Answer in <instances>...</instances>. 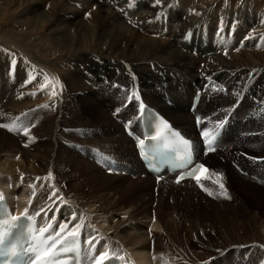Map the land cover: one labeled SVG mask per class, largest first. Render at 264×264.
I'll return each mask as SVG.
<instances>
[{
	"label": "bare ground",
	"instance_id": "6f19581e",
	"mask_svg": "<svg viewBox=\"0 0 264 264\" xmlns=\"http://www.w3.org/2000/svg\"><path fill=\"white\" fill-rule=\"evenodd\" d=\"M25 1L28 9L18 23L34 32L26 43L5 39L0 44L43 89L21 91L20 103L6 104L0 115V197H7L17 214L42 216V228L55 239L51 244L75 234L83 238L84 254L96 249L99 261L121 247L128 264H218L217 259L221 264H261V247L255 243L264 238L253 243L246 238L223 241L207 234V222L192 205H182L177 212L164 205L167 190L171 197L182 192L183 200L200 191L233 210L241 208V198L226 188L227 174L220 176L216 169L231 163L241 177L232 181L240 186L242 178L253 181L242 173L241 164L234 163V151L250 155L254 163L264 160V154H251L264 153L262 139L244 140L232 130L241 116L264 127V0ZM85 11L88 18L82 15ZM44 24L46 32L39 33ZM173 70L184 76L172 77ZM185 77L192 80L191 98L197 89L203 95L195 108L191 104L188 111L170 113L174 103L186 106L179 96L175 102L168 98L170 93L175 97L171 91L176 85L184 86L180 79ZM82 90L89 93L78 98ZM157 92L169 99L163 108ZM49 96L46 104H36L37 98ZM221 101V112L217 109L214 117L204 118L211 114L206 111L209 106ZM4 104L0 101V108ZM84 107L89 110L82 111ZM69 111L78 116L66 118L64 112ZM153 114L163 115L190 138L196 137L197 125L210 132L215 124L207 121L210 117L228 119L216 143L217 147L230 138L233 144L227 150L204 155L198 139L193 141L197 156L207 161L198 184L205 190L192 180L177 186L176 174H166L167 180L158 184L145 169L125 123L132 118L130 128L141 131L142 117L147 122ZM93 116L100 125H88ZM113 152L128 158L120 159L117 167L130 170L118 173L110 165ZM126 171L145 174L146 180L133 182ZM150 181L160 188L157 197ZM182 184L186 188L178 191ZM198 196L191 198L198 202ZM195 237L217 248V256L190 243Z\"/></svg>",
	"mask_w": 264,
	"mask_h": 264
},
{
	"label": "rangeland",
	"instance_id": "374dc122",
	"mask_svg": "<svg viewBox=\"0 0 264 264\" xmlns=\"http://www.w3.org/2000/svg\"><path fill=\"white\" fill-rule=\"evenodd\" d=\"M0 1H1L0 2V11H3L0 15V37H1L0 43L2 45H4L5 43H3V42H5V39L8 41L10 40V42L26 43L28 40L27 36H29L31 34V32H34V30L32 28L29 30L27 28V26L21 27L18 23V18H19V15L21 14V12L28 9V8H26L28 6V2L25 0H0ZM60 1H63V0H60ZM83 1L84 0H78V1L75 0L76 3H80ZM91 1L94 2L97 0H91ZM86 12L87 11L82 13V15L85 16V18H88L89 16L86 17V15H85ZM46 28H47V24H44V26L40 29L39 33H45ZM15 34H17V35L14 37ZM26 34H28V35H26ZM240 36L241 35L239 34L238 37H240ZM1 44H0V76H1V79H0V101L5 102V104L2 106V108H0V115H2V113H4L3 109H4L6 104L11 103V102L12 103H20L21 91L23 92V91L30 90V91L40 92L43 89V86L37 84L35 81H32L28 76H26V74L23 72L22 67L19 65V63L17 61H15L7 53L8 48L2 46ZM57 61H58V59L55 60V62H57ZM13 62H15V63H13ZM51 62H53V61H51ZM170 73H171V76L174 78L180 77L183 75L182 73L180 74V73L176 72L175 70H173ZM148 79H151V78L149 77ZM180 80L184 84V86L176 85V87L171 91L174 93L175 97L170 93L169 95H171L172 97H168V98H170L171 100H173V98H175L174 102L177 99L181 98V100H183V102H187V103H186V106L184 108L182 105L178 108L177 104L175 105V103H174V106H173L174 109H170L171 110L170 113L173 111L174 114H178L180 111H184V109H185V111H188L190 105L192 104L191 101L193 100V98H191V97H192V92L194 90L190 89L191 85H189L190 84L189 82L192 81L191 78L185 77V78H181ZM164 84L168 85L167 83H164ZM178 86H180V87H178ZM202 89L204 90V88H202ZM179 90L181 91V93ZM183 90H185V91L187 90L184 95H182ZM197 90H196V92H197ZM77 92H79V91H77ZM88 93H89V90H82L77 94V97L81 98L82 96H84V94H88ZM157 93H159V92H157ZM179 93H180V95H179ZM195 93H194V95H195ZM194 95H193V97H194ZM178 96H179V98H177ZM50 100H51V96L46 97L45 99L37 98L36 104H38L39 106H42ZM207 100H208V97H207ZM78 101L80 102V104L91 106V104H89L87 102L83 103L81 100H78ZM158 101H160V103H162V106L160 108H163V106H164L163 104H168L169 99L166 98L164 100V97L160 94ZM94 102H95V100H94ZM141 102L142 101H139V103H141ZM145 104H147V103H145ZM154 104L156 105V107L158 106L157 102H154ZM224 105H225L224 101L210 105L206 111H210L211 114H207L204 118H206L208 116L214 117L216 112H217V109H219V112H221V109L224 107ZM143 106H145V105L143 104ZM140 107L138 106V109H137V111H135V114H139L138 112L140 110ZM171 107L172 106H170L169 108H171ZM84 110H89V108L84 107L82 109V111H84ZM70 112L71 111L64 112L65 117L67 115H71L75 118H76V116H78V115L72 114V112L71 113ZM67 113H69V114H67ZM165 115L169 117V115H167V114H165ZM128 116L129 115L126 114L123 117H125V119H128ZM112 117H114V115ZM171 117L176 119L177 115L174 117L171 115ZM181 118H188L189 119V115L186 113H181ZM174 119H171V120L169 119V120L174 123L175 122ZM222 119L223 118L215 120L214 118L211 119V117H210L207 121H209V122L215 121V124L213 127H216V126H218L219 123H222ZM131 120H133V119L131 118ZM69 121L76 122V120H69ZM184 122L186 123L187 121H184ZM237 122L238 123L232 128L233 134L236 137L242 138L244 140L245 139H253V138L257 139V137H258L259 139H262V141L264 143V135L259 136V134L262 131H264V127H262L261 124L256 125L255 121H253V120L247 121L246 117L244 118L243 116L237 117ZM100 124L101 123L93 116V117H91V121L88 125H91V126L97 125L98 126ZM174 124L176 125V123H174ZM176 126H178V125H176ZM72 127H74V126L72 125ZM83 127H74V128L82 129ZM86 127H88V126H86ZM194 129L197 131V135H196V137L192 136L193 141L198 139V141L200 143L201 138L204 135H206L207 133L205 130L201 129L200 125L199 126L197 125V127H194ZM182 130H183V128H182ZM211 130H213V129H211ZM232 144H233V142L230 140V138H227L225 143L224 142L219 143V145L216 147L217 148V150H216L217 155L221 151L227 150L228 148H230L232 146ZM260 149H262V147ZM262 151H264V150H262ZM234 153H237V154H234ZM234 153H233L234 163L241 164L242 173L243 174L245 173L244 175H246L249 179L252 178L253 182H249V181L242 178V180H244L243 184L240 186L236 185L232 181V179L236 178V176H238V177H240V176L234 171V168L231 165V163H229V165L222 163L224 165L223 168H220V169L217 168L216 170H217V172H219L220 176H222L225 173L227 174L226 176L229 178V181L226 183V188L228 190H230L232 194H235L239 198H241V204L239 205L241 207L240 209L233 210L229 206L219 204L215 200V198H218V197H213V196L208 194L209 196H211L209 199V197L206 198L204 196V193H202L200 191L197 192V190H195V192H197V193H195L191 196L199 195L198 197L201 200L199 199L198 202H196L197 199H195L196 201L192 200L191 196L190 197L186 196V199L183 200V198H182L183 195L181 196L182 192L181 193L178 192L177 194H175L174 196L171 197L170 196L171 191L167 190L166 191L167 201L165 202L166 205H164V207L166 206L165 208L168 210L174 209L175 211L176 210L178 211L182 205H184L185 207H188V205H192L190 208L193 210L196 209L198 217L201 220L207 222L206 224L209 227L207 234H209L210 236H217L223 241H227V240L232 241V240H236V239L244 240L245 238H246V242H251V243H253V239H255L257 241H261V238H264V160L262 162L259 161V162L254 163V161H253L254 158H252L250 155H247V157H243V156H239L240 153L238 151H234ZM251 154L257 155V157H259L260 155H262L264 153H262V152L257 153V151H251ZM108 157H114V159H112V161H110V165L113 168L116 167L114 169H116V171L118 173L124 172L125 170H130V168H131L130 166L127 167L128 169L125 168L124 166L123 167H120V166L117 167L116 164L118 163V161L120 159L125 158L120 153L113 152V154H110V156H108ZM200 157L201 156L198 155V158H200ZM125 159H128V158H125ZM76 160H78V159H76ZM201 160L204 163H207L206 158H204V156L201 157ZM78 161H80V160H78ZM114 161H115V163H114ZM120 162H122V161L120 160ZM212 169L214 171V167H212ZM126 172L129 174V177H126V178H129L133 182H137L139 180H146V177L144 176L145 174L140 175V173L133 172V171H126ZM209 175L211 176V173H209L207 175V178L210 177ZM168 178H169L168 180L171 181L173 179V176L168 177ZM154 179L159 184V183L167 180V177H165V179L162 181L157 180L156 178H154ZM204 182H206V180H203V183ZM150 183H151V187H152L151 189L154 190L155 196L157 197L159 195L160 188H158V187L154 188V183L152 181H150ZM196 183H197V186L201 188V190L206 189L205 187H203V185H198L201 182H196ZM175 184L177 186L180 185L177 182ZM223 185H225V184L223 183ZM194 186L195 185H193V184L189 185V187H194ZM177 188H179V189H177L178 191H181L182 189L186 188V186H184L182 184V186L177 187ZM226 188H224L225 192H226ZM227 193H229V192L227 191ZM225 196L226 195H223L220 197H225ZM120 218H122V217H120ZM148 220L149 219H147L145 221H148ZM150 228H152V227H150ZM216 229H222V231L217 233ZM150 230H152V229H150ZM140 233L143 234L144 229L141 230ZM219 238H216V240H219ZM189 241H190V243L194 244L195 246L201 247L206 252H209V253L212 252L213 255L217 256V254H215L217 252V248L213 249V248H210L209 245H207V244L205 245L204 239L200 240V239H197L195 237L193 239L192 238L189 239ZM216 243H217V241L214 242V244H216ZM255 244L257 246L261 247V264H264V240H262L260 243H255ZM244 245H246V244H244ZM114 250H119V251H115V253L123 254L122 253L123 250L121 249V247H117ZM250 251H251V249L248 250V252H250ZM199 257H201V256H199ZM217 258H219V257H217ZM218 260L219 259H217L218 264H221L220 263L221 261H218Z\"/></svg>",
	"mask_w": 264,
	"mask_h": 264
},
{
	"label": "snow or ice",
	"instance_id": "6c2138e0",
	"mask_svg": "<svg viewBox=\"0 0 264 264\" xmlns=\"http://www.w3.org/2000/svg\"><path fill=\"white\" fill-rule=\"evenodd\" d=\"M13 63H15V62H13ZM141 143H143V141H141ZM198 168L201 170H205L204 165H199ZM200 178H201L200 176L196 177L197 180H199ZM177 183H179V180L177 181ZM221 187H223V185H221ZM209 195H211V193H209ZM101 259H103V256L101 257Z\"/></svg>",
	"mask_w": 264,
	"mask_h": 264
}]
</instances>
